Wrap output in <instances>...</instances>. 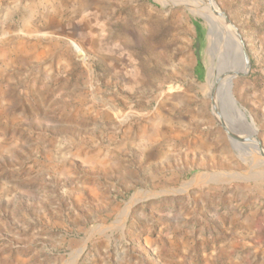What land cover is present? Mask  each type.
Returning <instances> with one entry per match:
<instances>
[{
  "label": "rangeland",
  "instance_id": "1",
  "mask_svg": "<svg viewBox=\"0 0 264 264\" xmlns=\"http://www.w3.org/2000/svg\"><path fill=\"white\" fill-rule=\"evenodd\" d=\"M205 1L0 0V264H264V0H214L255 134Z\"/></svg>",
  "mask_w": 264,
  "mask_h": 264
},
{
  "label": "bare ground",
  "instance_id": "2",
  "mask_svg": "<svg viewBox=\"0 0 264 264\" xmlns=\"http://www.w3.org/2000/svg\"><path fill=\"white\" fill-rule=\"evenodd\" d=\"M211 1L212 4H209L208 0L205 1L206 5L208 4V10H206V8L201 9L200 13L207 19L211 29L209 33L210 44L208 50L209 53L213 55L214 67L219 71L220 75L223 74L217 84L216 91L212 92V96L217 107L221 106V108L227 109L228 113L231 114V116L233 115L236 119V123H232V125L228 124L232 132L236 130V127H241L250 128L251 132L255 134L256 131L248 122L243 110L237 106L231 93L232 85L231 82H229L238 73L247 71L248 60L236 30L225 17L217 16L215 10L219 8L213 0ZM186 3H188V1ZM219 40H223L226 43V47L224 48L227 49V51L220 47ZM216 112L218 115L221 114L218 109H216ZM219 117L220 120L223 119L222 115ZM253 139L255 140V138ZM233 143L239 147L244 146L236 141H233ZM257 145V140L251 144V146L256 147Z\"/></svg>",
  "mask_w": 264,
  "mask_h": 264
},
{
  "label": "water",
  "instance_id": "3",
  "mask_svg": "<svg viewBox=\"0 0 264 264\" xmlns=\"http://www.w3.org/2000/svg\"><path fill=\"white\" fill-rule=\"evenodd\" d=\"M214 1V0H213ZM208 2H209V4H212V1L211 0H208ZM215 2V1H214ZM215 4H216V2H215ZM217 5V4H216ZM214 7V6H213ZM218 7V6H217ZM219 8V7H218ZM215 13L217 14V16H219V17H225L227 20H228V18L226 17V15L220 10V8L219 9H216L215 10ZM228 22L231 24V22L228 20ZM209 24V23H208ZM232 25V24H231ZM233 26V28L236 30V32H237V29L235 28V26L234 25H232ZM211 32V29H210V26H209V28H208V34ZM237 34H238V36H239V38H240V35H239V33L237 32ZM240 40H241V38H240ZM241 42H242V40H241ZM242 45H243V43H242ZM244 47V46H243ZM245 51V50H244ZM245 55H246V58H247V60H248V67H249V64H250V61H249V58H248V55H247V53H246V51H245ZM247 72V71H246ZM245 73V72H244ZM241 74V73H240ZM215 88V87H214ZM214 91V90H213ZM258 147L260 148V153H261V155H263L264 156V150L262 149V147H261V145H260V143H258Z\"/></svg>",
  "mask_w": 264,
  "mask_h": 264
}]
</instances>
